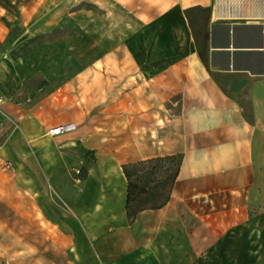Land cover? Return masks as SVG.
<instances>
[{"label":"crops","instance_id":"0c3cea01","mask_svg":"<svg viewBox=\"0 0 264 264\" xmlns=\"http://www.w3.org/2000/svg\"><path fill=\"white\" fill-rule=\"evenodd\" d=\"M113 1L154 22L141 57L113 59L111 106L101 80L41 75L23 48L0 47L13 57H0V216L27 221L35 250L63 264H190L199 248L244 242L228 230L264 191V0ZM5 16L0 43L14 36ZM172 156L170 201L130 224L123 167Z\"/></svg>","mask_w":264,"mask_h":264},{"label":"rangeland","instance_id":"374dc122","mask_svg":"<svg viewBox=\"0 0 264 264\" xmlns=\"http://www.w3.org/2000/svg\"><path fill=\"white\" fill-rule=\"evenodd\" d=\"M0 10L6 12L8 28L14 34L9 43H0V47L23 48L16 58L28 56L31 62L44 66L41 75L67 76L68 80L84 75L101 80L99 84L104 89L100 106L113 105V59L141 57V28L154 22L147 20L143 24L142 19L134 18L137 7L113 0H0ZM196 15L202 29L207 12ZM132 28L137 31L128 34ZM175 167L176 162H163L161 171ZM247 204L245 224L228 230L229 238L244 236V242H217L199 248L200 256L190 264H264V191L256 196V205L253 196ZM30 232L27 221L15 227L13 219L0 216V264H63L60 258L42 257L31 242ZM212 251H217L213 257ZM227 251L235 252L234 258L229 259Z\"/></svg>","mask_w":264,"mask_h":264},{"label":"trees","instance_id":"16d2710c","mask_svg":"<svg viewBox=\"0 0 264 264\" xmlns=\"http://www.w3.org/2000/svg\"><path fill=\"white\" fill-rule=\"evenodd\" d=\"M167 161L176 162V167L174 170L166 168L161 171V164ZM180 165L181 156H172L123 167L127 180L126 213L130 224L135 221L139 213L161 209L168 204Z\"/></svg>","mask_w":264,"mask_h":264},{"label":"built area","instance_id":"2783aa9c","mask_svg":"<svg viewBox=\"0 0 264 264\" xmlns=\"http://www.w3.org/2000/svg\"><path fill=\"white\" fill-rule=\"evenodd\" d=\"M2 58L3 59H7V55L6 54H2ZM4 102H5L4 99L0 98V116L5 118V119H7V116L2 111V106H3ZM15 128H18V126L15 125ZM68 128L69 127L67 125L56 126V127H53L51 129H49L47 134L50 137L61 136V135L65 134L68 131ZM7 133H8L7 124L4 121H1L0 122V147L2 146V143H3Z\"/></svg>","mask_w":264,"mask_h":264}]
</instances>
